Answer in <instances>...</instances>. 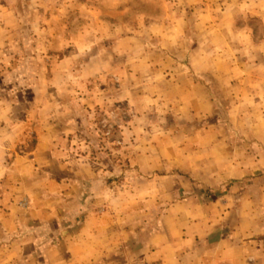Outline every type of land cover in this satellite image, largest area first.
Returning a JSON list of instances; mask_svg holds the SVG:
<instances>
[{
  "label": "rangeland",
  "instance_id": "374dc122",
  "mask_svg": "<svg viewBox=\"0 0 264 264\" xmlns=\"http://www.w3.org/2000/svg\"><path fill=\"white\" fill-rule=\"evenodd\" d=\"M162 17L181 23L158 26ZM0 21L6 28L0 96L7 117L21 119L29 133L21 150H32L38 133L49 132L54 155L37 166L53 163L57 174L61 162H72L76 183L83 177L77 172L98 164L91 172L98 185L86 190L111 185L118 210L127 206V179H134L128 196L140 198L142 178L170 174L142 164L164 163L177 155L172 151L199 145L195 134L204 128L232 133L239 98L264 93V0H0ZM194 81L211 83L208 114L196 115L191 100L179 99L175 86ZM249 108L258 119L264 111ZM71 188L75 195L80 190ZM153 205L155 216L165 208ZM143 217L126 227L139 229ZM55 226L42 228L36 240H56L49 234ZM39 252L22 251L26 262L16 264H47V251Z\"/></svg>",
  "mask_w": 264,
  "mask_h": 264
},
{
  "label": "crops",
  "instance_id": "0c3cea01",
  "mask_svg": "<svg viewBox=\"0 0 264 264\" xmlns=\"http://www.w3.org/2000/svg\"><path fill=\"white\" fill-rule=\"evenodd\" d=\"M158 20L166 28L181 23ZM5 34V21H0V43ZM2 55L5 50L0 61ZM210 84L179 83L175 89L181 90L179 99L191 100L196 115H202L214 106ZM247 94L237 104V130L204 128L195 134L199 145L172 151L177 155L164 163H141L142 170L170 174L142 178L141 199L128 196L134 179H127L122 210L111 185L93 194L86 190L88 184L98 185L100 177L91 175L100 170L98 164L76 171L83 175L76 183L72 162H61L64 171L57 174L53 163L37 166L39 158L54 155L48 142L52 134L39 132L36 146L21 150L29 133L18 124L21 119L7 117L5 95L0 96V264H16L28 249L38 257L39 251H47V264H264V111L258 119L249 108H262L264 93ZM231 134L238 137L236 144ZM73 184L80 187L76 195ZM151 205L165 208L155 216ZM140 214L141 228L126 227ZM60 221L62 226L56 227ZM51 226L57 229L49 233L57 234L56 240H36L42 228Z\"/></svg>",
  "mask_w": 264,
  "mask_h": 264
}]
</instances>
